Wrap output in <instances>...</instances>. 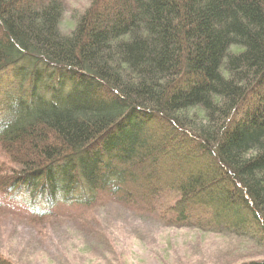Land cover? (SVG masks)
I'll list each match as a JSON object with an SVG mask.
<instances>
[{
  "label": "trees",
  "instance_id": "obj_1",
  "mask_svg": "<svg viewBox=\"0 0 264 264\" xmlns=\"http://www.w3.org/2000/svg\"><path fill=\"white\" fill-rule=\"evenodd\" d=\"M68 8L0 0L3 199L33 223L113 200L264 248V0H90L64 34Z\"/></svg>",
  "mask_w": 264,
  "mask_h": 264
},
{
  "label": "rangeland",
  "instance_id": "obj_2",
  "mask_svg": "<svg viewBox=\"0 0 264 264\" xmlns=\"http://www.w3.org/2000/svg\"><path fill=\"white\" fill-rule=\"evenodd\" d=\"M62 1L69 8L60 28L69 34L73 13L84 11L90 0ZM10 77V71L0 74V108ZM0 205V254L12 264H244L264 260V248L251 238L169 227L154 213L113 200L79 222L62 207L53 209L52 217L42 223H33L25 220L32 216L30 210L6 202L1 195Z\"/></svg>",
  "mask_w": 264,
  "mask_h": 264
}]
</instances>
